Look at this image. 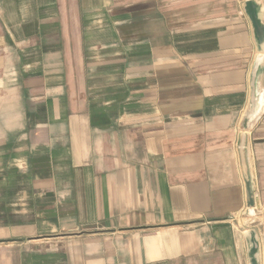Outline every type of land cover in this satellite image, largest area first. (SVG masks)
Masks as SVG:
<instances>
[{
  "label": "crops",
  "instance_id": "1",
  "mask_svg": "<svg viewBox=\"0 0 264 264\" xmlns=\"http://www.w3.org/2000/svg\"><path fill=\"white\" fill-rule=\"evenodd\" d=\"M0 264H264V0H0Z\"/></svg>",
  "mask_w": 264,
  "mask_h": 264
},
{
  "label": "rangeland",
  "instance_id": "2",
  "mask_svg": "<svg viewBox=\"0 0 264 264\" xmlns=\"http://www.w3.org/2000/svg\"><path fill=\"white\" fill-rule=\"evenodd\" d=\"M227 1V0H226ZM185 16H187V17H191L190 15H185ZM258 53V52H257ZM259 53H260V51H259ZM252 215L254 214L255 215V211L253 210L252 212ZM257 213V212H256ZM244 217L242 216V217H240V219H239V223H240V228L242 229V228H244V225H245V222H244V219H243ZM251 222L249 221V222H247L248 223V225L249 224H251V225H253V226H258L259 225V222L253 217V216H251ZM238 223V224H239ZM256 240V250H257V252L259 251V248H260V240H259V237L257 236V239H255Z\"/></svg>",
  "mask_w": 264,
  "mask_h": 264
},
{
  "label": "bare ground",
  "instance_id": "3",
  "mask_svg": "<svg viewBox=\"0 0 264 264\" xmlns=\"http://www.w3.org/2000/svg\"><path fill=\"white\" fill-rule=\"evenodd\" d=\"M261 101H263V98L261 99ZM253 211V210H252Z\"/></svg>",
  "mask_w": 264,
  "mask_h": 264
}]
</instances>
